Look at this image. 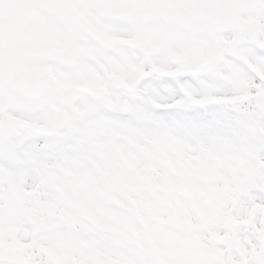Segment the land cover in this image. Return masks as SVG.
<instances>
[{"label":"snow or ice","instance_id":"obj_1","mask_svg":"<svg viewBox=\"0 0 264 264\" xmlns=\"http://www.w3.org/2000/svg\"><path fill=\"white\" fill-rule=\"evenodd\" d=\"M0 264H264V0H0Z\"/></svg>","mask_w":264,"mask_h":264}]
</instances>
